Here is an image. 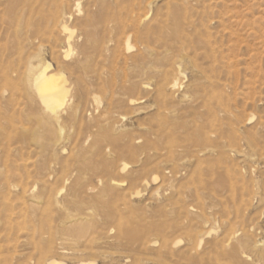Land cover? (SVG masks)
<instances>
[{
	"label": "rangeland",
	"instance_id": "rangeland-1",
	"mask_svg": "<svg viewBox=\"0 0 264 264\" xmlns=\"http://www.w3.org/2000/svg\"><path fill=\"white\" fill-rule=\"evenodd\" d=\"M52 262L264 264V0H0V264Z\"/></svg>",
	"mask_w": 264,
	"mask_h": 264
},
{
	"label": "bare ground",
	"instance_id": "bare-ground-1",
	"mask_svg": "<svg viewBox=\"0 0 264 264\" xmlns=\"http://www.w3.org/2000/svg\"><path fill=\"white\" fill-rule=\"evenodd\" d=\"M61 30L65 32L69 31L68 27L64 23L62 24ZM71 39L72 33L69 36L67 42L69 45V50L66 52V57H69L72 52L70 45ZM38 68L40 69V67ZM61 72L62 71H53L50 65H42L41 63V69L38 71L36 70L35 72L33 71L28 78L29 83L31 84L41 103L52 112H55L57 108H61L65 105L70 92L67 85V78L63 72ZM178 84V80L171 82V87L173 90L178 86ZM125 169L126 166H124L123 170ZM52 264H55V262H52Z\"/></svg>",
	"mask_w": 264,
	"mask_h": 264
}]
</instances>
